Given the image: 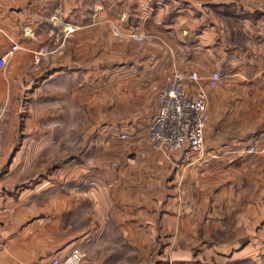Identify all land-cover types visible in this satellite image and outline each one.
<instances>
[{
	"label": "crops",
	"instance_id": "0c3cea01",
	"mask_svg": "<svg viewBox=\"0 0 264 264\" xmlns=\"http://www.w3.org/2000/svg\"><path fill=\"white\" fill-rule=\"evenodd\" d=\"M13 42L0 127H113L94 119L100 67L109 70L98 82L120 85L123 108L150 118L157 97L142 89L175 68L197 71L186 86L209 102L212 70L222 88L246 84L247 114L264 116V0H0V54ZM68 100L86 102L91 118L64 124ZM232 114L244 112L233 104ZM212 128L201 152L167 155L145 142V127L136 155L123 151L115 166L108 155L73 156L47 172L43 158L17 154L23 144L0 156V264H41L73 247L86 251L83 264H264V127L248 128V146Z\"/></svg>",
	"mask_w": 264,
	"mask_h": 264
},
{
	"label": "rangeland",
	"instance_id": "374dc122",
	"mask_svg": "<svg viewBox=\"0 0 264 264\" xmlns=\"http://www.w3.org/2000/svg\"><path fill=\"white\" fill-rule=\"evenodd\" d=\"M115 31L117 33L119 32L118 29H115ZM134 33L136 32L132 33L133 37ZM41 56L37 61H35L33 57V62L39 63ZM108 70L109 69L104 67L96 69V105L94 109L96 115L94 119H96L97 122H102L103 120H106L109 123L111 122L113 127H0V156L6 157L12 154L16 148L23 144V148H21L17 154H20L22 157L31 155L38 160L39 158H43V161L45 162L42 169L50 172L52 170L54 171V168L62 165V163H64V168L68 167L67 165L69 164H66V162L73 156L85 158L97 155H108L112 159L111 165L115 166L117 164L116 159L124 154L123 151L127 150V155H136L137 149H133L131 144L133 143V140L139 138V132L143 131L145 127H147V129L149 128V123L152 117L150 118L148 113L138 114L136 113L137 110L134 108L128 110L123 108L120 100L121 92L119 84H115L114 82L110 84L98 82V79L104 78V75ZM170 73L168 75H170ZM114 74L116 73L113 72V75ZM200 80L201 78L198 81ZM223 81L224 80H222L217 86H212L210 89L212 98H210L211 102L207 101V103H209L208 106L212 107V110L208 108V112H210L206 125L213 127L211 137L215 138L216 134L219 138V134L222 132H225L223 139L229 138L232 134L240 135V140L242 141L241 143L243 146H248V128L264 127V116L250 117L247 114L248 87L246 84L241 83L238 84V87L235 86L234 88L230 87L226 89L225 87L222 88ZM159 85L160 84H151L141 89L145 93H154L156 95V89ZM128 88L133 91L136 89L134 85L133 87L129 85ZM218 92H227L230 95H233L234 100L227 99L224 103L219 102V100L216 101L214 97H216ZM136 102V100H132V103L135 104ZM150 102L147 101V99L141 100L139 108L144 110L146 106H149ZM68 104L69 105H65L64 111L66 115L64 116V124L70 123L71 120H74L75 122L78 118L82 125L85 120L91 118L90 115H85L88 111L87 108H84L86 107V102H84V107L81 102L79 108L77 106L71 107V101L69 100ZM233 104L234 106L238 104V107L241 108L244 114H232ZM223 109H227V111H224ZM69 113L70 115L74 114V116L68 117ZM215 127H218L216 129H219L221 132L218 131V133L215 130ZM123 134H125V136H123ZM145 142L150 144L147 140V136L145 137ZM130 146L131 148H129ZM108 147H112L111 151H108ZM175 152L169 154L165 152L163 153L172 155L175 154ZM244 153L242 152V154ZM230 234H232L231 231ZM210 239L219 240L217 236L210 237L208 241H210ZM80 250L81 252H84L82 253L86 258V251L81 247ZM82 262L81 264H83Z\"/></svg>",
	"mask_w": 264,
	"mask_h": 264
},
{
	"label": "built area",
	"instance_id": "2783aa9c",
	"mask_svg": "<svg viewBox=\"0 0 264 264\" xmlns=\"http://www.w3.org/2000/svg\"><path fill=\"white\" fill-rule=\"evenodd\" d=\"M134 37L146 42L152 39L148 33L136 32ZM17 47L18 43L13 42L8 51L0 54V69L6 64L10 52ZM48 50L49 45L43 43L39 49L34 50V60L37 61ZM200 78L195 70L174 69L157 87V110L147 133V140L155 149L168 154L180 149L188 152L203 150L204 130L209 118L206 93L202 88L193 92L186 86V81L196 82ZM222 80L223 74L217 69L212 70L207 78L211 86L219 85ZM253 148L251 145L250 150ZM82 258L81 250L73 247L64 255H53L41 264H81Z\"/></svg>",
	"mask_w": 264,
	"mask_h": 264
}]
</instances>
